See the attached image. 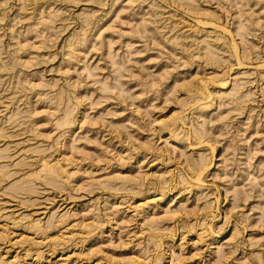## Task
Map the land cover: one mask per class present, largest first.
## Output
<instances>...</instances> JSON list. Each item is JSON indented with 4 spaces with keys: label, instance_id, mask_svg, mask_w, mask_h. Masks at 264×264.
I'll use <instances>...</instances> for the list:
<instances>
[{
    "label": "rangeland",
    "instance_id": "rangeland-1",
    "mask_svg": "<svg viewBox=\"0 0 264 264\" xmlns=\"http://www.w3.org/2000/svg\"><path fill=\"white\" fill-rule=\"evenodd\" d=\"M0 264H264V0H0Z\"/></svg>",
    "mask_w": 264,
    "mask_h": 264
}]
</instances>
